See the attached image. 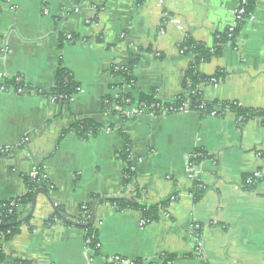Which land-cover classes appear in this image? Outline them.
<instances>
[{
	"label": "crops",
	"instance_id": "0c3cea01",
	"mask_svg": "<svg viewBox=\"0 0 264 264\" xmlns=\"http://www.w3.org/2000/svg\"><path fill=\"white\" fill-rule=\"evenodd\" d=\"M238 4L0 0V88H5L0 89V147L12 150L0 158V209L28 192L24 177L38 170L50 201L73 223L92 196L131 199L137 186V202L154 206L178 193L162 218L146 225L140 211L98 203L92 228L100 249L93 261L85 231L52 219L54 211L39 195L28 223L1 244V264H111L114 257L153 261L162 254L176 255L173 264H264V124L253 119L238 126L227 110L216 116L172 110L192 62L180 46L191 37L215 47ZM132 57L134 83L126 86L115 69ZM60 66L79 87L67 109L46 95ZM198 71L212 78L223 74L215 85L201 86L205 102L264 109V0H257L234 47L201 63ZM15 78L22 93L11 83ZM123 93L133 100L127 106L132 117L118 107L105 113L107 99ZM140 95L157 104H139ZM84 118L101 126L96 136H62L75 119ZM124 139L133 172V185L127 186L126 164L118 159ZM255 172L261 181L243 190L242 176ZM196 184L204 190L199 199L193 195Z\"/></svg>",
	"mask_w": 264,
	"mask_h": 264
},
{
	"label": "trees",
	"instance_id": "16d2710c",
	"mask_svg": "<svg viewBox=\"0 0 264 264\" xmlns=\"http://www.w3.org/2000/svg\"><path fill=\"white\" fill-rule=\"evenodd\" d=\"M240 2L244 0H239ZM246 4L244 6V21L240 22L237 27L234 29L232 34L228 37L229 32L228 28L216 35V42L215 47L208 48L202 43H198L194 41L191 37H187L186 40L180 46V51L184 55H189L192 57V62L189 65L188 69L184 74V80L182 84V94L177 98L173 105L174 110H178L182 107L183 104L188 105L189 111L192 112H201L204 110L202 115L209 116L210 113L217 110L216 115H221L225 110L234 113L237 118L238 126H241L243 123L253 120V119H260V121L264 124V109L262 110H252L247 108H242L237 104L233 103H208L203 100L202 97V88L201 86L210 84V80L212 77H206L202 75L198 71V67L201 63H207L212 58L218 57L222 54V52L227 47H234L242 26L244 22L250 18L253 14L254 8L256 6L257 0H245ZM137 64L136 58H130L128 64L124 67L118 68L115 71V74H119L123 77L124 83L126 86H131L134 83V78L132 76L133 68ZM214 79L218 80L219 78H223V74L217 73L213 77ZM22 87V85L20 86ZM78 84L73 80V77L69 71H66L61 66L57 68L54 77V86L50 93L46 94L50 97L54 102L59 103L68 108V103L71 100L72 96L75 95L78 91ZM44 95V94H43ZM126 100L127 102H125ZM132 98L129 93H123L121 96L117 97L116 99L108 98L106 104L103 105V111L105 113H114L113 108L118 107L120 108V112L125 110L127 106L131 104ZM139 104H144L146 106L156 105V101L153 99L152 96L147 95H140L138 99ZM101 126L91 119H75L69 128L63 132L62 136H65L69 133L75 134L79 138L86 140L90 137H94L100 131ZM125 146L122 149V152L118 154V159L123 161L126 164V169L124 170V179L123 185H133V172L130 171V155L129 149L130 145L126 139ZM196 162L200 161L199 159H195ZM194 161V162H195ZM252 178V174H247L242 176V188L245 191H251L255 188V186L261 181L254 180L251 185H248L246 181ZM24 181L27 185L28 192L19 198L12 199L10 201L4 202L0 209V236L3 237V241L7 242L15 235L19 233V228L23 224H19L18 221L22 218V213L24 208L30 207L33 199L34 192L37 188L46 187V182L43 178V174L41 170L37 171L36 177H24ZM141 189L136 186L134 191V198L132 197L130 200L137 202L139 198V193ZM204 190L199 188V185H195V190L193 191V195L196 199H199L201 194ZM178 193L175 192L172 198L164 199L157 205L150 206L144 204H131L122 200H110L108 201L109 204L113 205L118 209V211H125L128 209H133L140 211L142 214V221L144 224H149L152 222L158 221L162 218L163 213L165 212V208L169 204L171 200L177 199ZM101 200L99 196H92L90 202L85 206L86 207V214L84 219L87 220V224L91 219V208L95 202ZM64 217L63 210L60 208L56 209L54 212L52 219L61 220ZM48 221L49 225L54 224L53 220ZM80 220H82L79 217ZM30 220V219H29ZM28 220V221H29ZM25 222L24 224L28 223ZM86 224V225H87ZM76 227L83 229L86 233V236L91 238L93 244L97 243L96 232L93 230L92 226L84 227V224H77ZM3 252H2V245H0V264L3 262ZM177 259L176 255L173 254H162L158 256L153 261H144V260H136L134 264H173L174 261ZM15 264H30L26 261H17Z\"/></svg>",
	"mask_w": 264,
	"mask_h": 264
},
{
	"label": "built area",
	"instance_id": "2783aa9c",
	"mask_svg": "<svg viewBox=\"0 0 264 264\" xmlns=\"http://www.w3.org/2000/svg\"><path fill=\"white\" fill-rule=\"evenodd\" d=\"M245 4H246L245 0L242 1V2L239 1L238 8L236 9L235 14H234V20H233L232 24L230 25V27L228 28V32H229L228 37L232 34L234 29L237 27V25L240 22H243L245 20L244 19V15H245L244 6H245ZM250 18H251V16H250ZM175 24H177L179 26V28L182 29L180 20H176ZM68 39H70L69 36H68ZM117 70L118 69H115V71H117ZM11 83H12V85L14 87H16V91L18 93H22L23 89L21 87H19L20 83H21L19 78L13 79V82H11ZM210 84L215 85L216 84V79L212 78L210 80ZM0 89L1 90H5L4 86H2ZM124 101L127 102L126 100H124ZM146 108H147L146 110H148V108H150V107H146ZM172 110L176 111V112L177 111L178 112L187 111L188 110V105L187 104H183L182 107L179 108L178 110H174L173 108H172ZM200 113L201 114L204 113V110H202ZM216 113H217V110H215L214 112L210 113L209 116H216ZM132 114H134V113H132L128 108L122 112V115L124 117H130V116L132 117ZM11 154H12V150H10L8 148L0 147V158L9 157ZM131 171H132V168H131ZM36 175H37V172H34L32 174V177H36ZM261 178H262L261 173L255 172V173L252 174V178L248 179L246 181V183L248 185H251L254 182V180H260ZM85 214H86V207L83 206L82 209H81V212H80V218L82 220H80L78 218V220L75 221V223L76 224H84V225H86L87 224V220L84 219ZM3 242H4L3 241V237L0 236V245L3 244ZM85 249H86V251H87V253H88L89 257H90V261H93L94 257L97 255V253H98V251L100 249V245H99L98 242L93 244V241L91 240V238L86 236L85 237ZM134 262L135 261H126V260H124L123 258H120V257H114L111 260V264H134Z\"/></svg>",
	"mask_w": 264,
	"mask_h": 264
},
{
	"label": "water",
	"instance_id": "95a60500",
	"mask_svg": "<svg viewBox=\"0 0 264 264\" xmlns=\"http://www.w3.org/2000/svg\"><path fill=\"white\" fill-rule=\"evenodd\" d=\"M164 1V0H163ZM48 187H46L45 189L44 188H37L34 192V195H33V199H32V203L30 205V208H29V211L28 213L26 214V216L22 219H20L18 221L19 224H24L25 222H27L33 215L34 213V210H35V207H36V198L37 196L39 195H42L46 200L47 202L49 203L50 207L52 208V210L54 212H56V208L54 207L53 203L50 201V197L47 193L48 191ZM111 199H101L99 200L98 202H95L91 208V219L89 221V223L87 225H85L84 227H88V226H92L93 222H94V217H95V207L98 203L100 202H106V201H109ZM114 200H122V201H125V202H128V203H131V204H139L138 202H135V201H132L130 200L129 198H125V197H122V198H118V199H114ZM63 223L65 224H69V225H77L76 223H73V222H70L69 220H67L66 218H62L61 219Z\"/></svg>",
	"mask_w": 264,
	"mask_h": 264
}]
</instances>
